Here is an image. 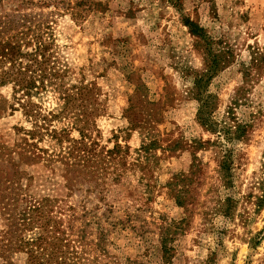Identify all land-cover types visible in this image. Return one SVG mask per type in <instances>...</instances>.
<instances>
[{
  "label": "rangeland",
  "instance_id": "1",
  "mask_svg": "<svg viewBox=\"0 0 264 264\" xmlns=\"http://www.w3.org/2000/svg\"><path fill=\"white\" fill-rule=\"evenodd\" d=\"M186 17L204 27L215 47L232 55L231 64L209 86L218 96L220 114L244 86L236 112L252 129L239 147L235 182L244 196L240 211L247 208L251 218L245 225L240 217L225 224L219 217L203 216V210L213 207L211 190L219 189L220 181L215 147L199 150L206 171L201 205L188 225L172 229L167 261L161 227L179 221L184 209L166 184L174 173L189 171L191 152L159 148L147 175L141 164L117 179L111 164L98 172L91 163L71 167L64 157L69 141L58 142L46 129L42 137L31 138L34 120L22 104L29 99L42 113L51 112L49 129L68 127L74 138L81 137L72 128L75 117L90 113L99 144H128L131 162L146 140L145 131L130 130L126 114L131 104L142 118L151 116L164 146L215 138L196 118L198 101L192 90L196 72L205 67V46L185 25ZM39 28L47 38L52 34L47 63L57 76L29 98L12 83H0V264L5 250L8 260L23 262L24 252H17V246L31 232V205L43 199L75 236L83 228L87 241H97L103 226L108 233L107 250L99 254L103 264H264V207L256 212L253 203L264 188V57L259 69L252 70L259 76L243 79L253 51L264 52V0H0L1 42L16 35L28 41ZM33 47L23 44L28 51ZM83 85L96 86V95L75 94ZM65 94L73 95L65 99ZM250 193L251 200L246 198ZM217 226L225 227L222 240Z\"/></svg>",
  "mask_w": 264,
  "mask_h": 264
},
{
  "label": "trees",
  "instance_id": "2",
  "mask_svg": "<svg viewBox=\"0 0 264 264\" xmlns=\"http://www.w3.org/2000/svg\"><path fill=\"white\" fill-rule=\"evenodd\" d=\"M74 13L79 12L74 10ZM184 23L188 26L191 34L200 38L205 46V67L195 74L192 94L198 101L196 113L198 123L204 130L215 135V138L205 140L203 138H193L191 142L176 140L164 146L161 142L162 139L153 131V125L150 121L151 116L142 118L136 106L131 104L126 114L131 125L130 130L139 128L141 131L146 132V140L143 141L137 151L136 162H131L128 159L130 156V146L128 144L122 145L117 142L112 148H105L99 144L93 136L94 129L90 128L93 122L90 119V113H84L88 115L85 117H81V114L75 117L72 128L78 129L81 137L74 138L71 137V129L68 127L62 128L61 131L55 129L51 131L49 129L48 122L50 121L49 115H51V112L47 113L48 115L42 113L38 106L29 99L22 104L25 115L34 120L33 128L28 130L31 138H35V136L42 137L44 135L43 129H46L45 131L55 137L58 142L69 141L67 148L64 150V157L72 161L68 162L71 167H86L91 163L93 171L98 172L99 169L106 168L105 164H111V166L113 165L112 172L115 173V179H117L128 167L140 166L141 164L146 166L144 168H148L144 173V175H147L150 168L147 166L159 157L156 152L159 148L173 152L177 147H180V149L186 148L191 152L192 162L189 171L174 173L166 184L176 203L184 209V216L179 221L168 222V225L161 227V247L163 258L167 261L171 259L172 250V247L168 246V241L171 239L170 233L173 230L177 231L184 228V225H188L191 217L194 216L199 209V205H201L200 186L206 171L203 159L197 154L199 150H204L208 146L215 147L216 172L220 181L219 189L216 187L211 190L215 192L213 207L203 210V216L206 219L219 217L225 224L240 217L245 225H248L251 218V213L247 208L240 211L241 200L244 199V196L242 198L238 194L235 182L236 164L241 157L239 147L241 143L249 140L252 129V124L241 119L236 112L243 97L244 86L242 85L235 90L230 103L225 106L224 111L220 114L218 96L209 89V86L214 76L231 64L232 55L225 48L215 47L214 39L204 32V27L199 22L186 17ZM40 29L35 31L28 41L24 40L22 42L21 37L18 38V35L12 37L11 40L0 41V83H12L15 91H23V96L28 98L35 92L36 88L42 87V89H45L48 86L47 84L53 81L52 77L57 74L55 67H49L47 63L50 61L48 48L51 44L49 40H53L52 34H48L47 38L45 37L47 31ZM21 34H23V31H21ZM31 43L34 44L31 51L23 48V44H26L27 47ZM262 57H264L263 51L258 48L253 51L249 68H245L243 71L245 81L259 76V71L252 72V70L259 69ZM7 63H9V67H5ZM79 88V91L75 94L84 95L90 92L94 96L96 95V86L94 85H83ZM70 95L73 94H65V99H68ZM68 108L70 107L67 106V110ZM160 120L161 118H156L155 121L159 122ZM251 197L252 194L250 193L246 198L251 200ZM253 203L256 212L264 207V188L261 194H256ZM49 205V200L43 199L39 204H33L30 207L31 212L29 214L31 216L28 218V224L31 232L27 238H20L16 250L17 252H24L23 262L14 263L8 260L9 255H4L5 250L1 255L4 260L2 264H103L99 254L103 250H107L108 236L103 226H99L100 239L89 242L85 238V229H80L81 233L75 236L73 228L66 225L63 218H57L56 215H53ZM217 228L218 226L215 230ZM222 229L216 230L219 240H222L225 233V227H222ZM17 241L18 239H16ZM210 261H212V258ZM209 264L211 263L209 262Z\"/></svg>",
  "mask_w": 264,
  "mask_h": 264
}]
</instances>
